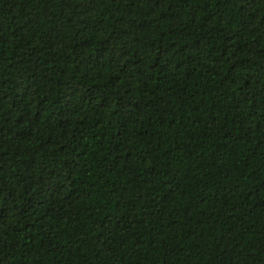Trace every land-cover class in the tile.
<instances>
[{
	"label": "trees",
	"instance_id": "16d2710c",
	"mask_svg": "<svg viewBox=\"0 0 264 264\" xmlns=\"http://www.w3.org/2000/svg\"><path fill=\"white\" fill-rule=\"evenodd\" d=\"M0 264H264V0H0Z\"/></svg>",
	"mask_w": 264,
	"mask_h": 264
}]
</instances>
